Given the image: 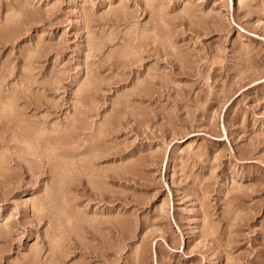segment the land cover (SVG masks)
<instances>
[{
    "label": "rangeland",
    "instance_id": "374dc122",
    "mask_svg": "<svg viewBox=\"0 0 264 264\" xmlns=\"http://www.w3.org/2000/svg\"><path fill=\"white\" fill-rule=\"evenodd\" d=\"M0 264H264V0H0Z\"/></svg>",
    "mask_w": 264,
    "mask_h": 264
},
{
    "label": "bare ground",
    "instance_id": "6f19581e",
    "mask_svg": "<svg viewBox=\"0 0 264 264\" xmlns=\"http://www.w3.org/2000/svg\"><path fill=\"white\" fill-rule=\"evenodd\" d=\"M9 106V105H8ZM11 111V110H10Z\"/></svg>",
    "mask_w": 264,
    "mask_h": 264
}]
</instances>
